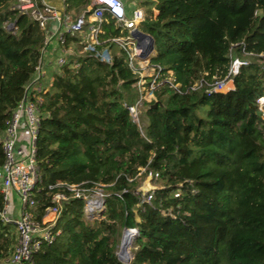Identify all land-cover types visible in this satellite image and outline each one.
I'll use <instances>...</instances> for the list:
<instances>
[{
  "label": "trees",
  "instance_id": "trees-1",
  "mask_svg": "<svg viewBox=\"0 0 264 264\" xmlns=\"http://www.w3.org/2000/svg\"><path fill=\"white\" fill-rule=\"evenodd\" d=\"M68 1L70 9L90 4ZM141 6V30L155 42L152 62L172 71L184 90L202 78L225 77L234 44H240L238 56L244 48L264 54V0H141ZM14 7L15 0H0V137L26 95L45 41L38 23ZM106 18L102 45L80 54L86 37H68L67 46L78 49L41 95L35 188L39 220L62 190L50 189L58 183L105 185V211L90 222L83 200L68 201L54 228L59 234L30 264H125L117 256L124 228L138 229V249L127 264H264V118L257 103L264 57H249L227 93L160 88L156 101L164 107L149 105L142 130L128 109L139 99L138 77L127 53L107 41L121 28ZM149 172L159 174L161 186L140 207L135 191ZM15 244V229L0 222V260Z\"/></svg>",
  "mask_w": 264,
  "mask_h": 264
},
{
  "label": "built area",
  "instance_id": "built-area-1",
  "mask_svg": "<svg viewBox=\"0 0 264 264\" xmlns=\"http://www.w3.org/2000/svg\"><path fill=\"white\" fill-rule=\"evenodd\" d=\"M62 2L67 4V0H62ZM14 8L37 22L45 33L42 54L50 41L54 38L57 39L64 51V54L55 62L58 70L68 66L70 64L69 57L75 53L67 46L68 37L85 35L86 41L81 43L85 47L83 51L79 52L82 54L88 49L104 43L100 40V35L104 34L102 25L107 22L106 16L108 15L114 20L116 25L121 28V35L107 41L116 43L127 53L129 68L138 77L134 87L139 93V99L135 105L129 106L128 109L133 120L142 130L141 118L143 112L150 105L146 103L148 93L154 97L156 91L165 86H169L180 95L201 90H206L207 94L227 93L235 90L233 79L239 74L242 67L250 63L249 57H264V54L254 55L247 52L245 48L243 49V56H238L235 54L234 48L240 44H234L230 49L231 64L225 77H215L212 81L202 78L184 90L172 71H165L161 65L152 62L155 52L147 55L149 39L140 38L139 40L135 37L134 33L137 30L140 31L139 27L146 19V14L141 8H135L131 14H128L124 0H92L89 9L81 15H74L67 11L61 13L51 6L48 0H15ZM50 23H55L56 27L51 29ZM13 27L14 25H11L10 29ZM75 66L79 67V63L75 62ZM261 71L264 74V63ZM43 78L41 57L31 82L26 86L25 97L7 120L6 129L0 137V144H2L4 152V162L0 166V192L4 201V206L0 209V222L4 225H11L17 233L16 244L8 264H30L33 255L42 248L43 244L54 241L59 234L54 232V228L64 205L71 199H80L85 202L87 221L92 222L101 219L105 211V199L107 197L105 185L96 184L91 188H86L82 185L58 183L50 186L51 190L57 188H62V190L51 196L50 207L47 208L46 215L39 220L35 214L39 205L35 188L40 181L36 141L43 119L41 110L43 98L41 95L48 89L43 85ZM146 92H148L147 95ZM257 103L258 110L264 118V94ZM147 178L150 181H158L159 174L149 172ZM181 187L182 184L175 191L174 196L176 198L182 195ZM155 190L156 187L147 191L138 188L135 191V194L142 199L140 207L152 203ZM14 195L18 198L20 205L18 217L12 216L11 204ZM51 216L53 218H50ZM122 235L123 240L119 251L117 250V256L119 259L123 258L130 263L133 258L131 252L128 253V258L124 257V242L125 239H128V244L133 246L138 235V229L124 228Z\"/></svg>",
  "mask_w": 264,
  "mask_h": 264
},
{
  "label": "crops",
  "instance_id": "crops-1",
  "mask_svg": "<svg viewBox=\"0 0 264 264\" xmlns=\"http://www.w3.org/2000/svg\"><path fill=\"white\" fill-rule=\"evenodd\" d=\"M90 4L85 7V5H80L76 6L74 8L70 9V3L67 0V4L65 5L62 0H48V3L55 7L58 11L61 13L64 12H70L73 13L74 15H81L84 12H86L89 9ZM128 14H131L132 10L135 8H141L144 11V8L141 6V0H124ZM85 7V9L83 8ZM145 12V11H144ZM155 16H158L159 12L157 10H154ZM51 29H54L56 27L55 23H50ZM140 31L142 28V24L140 25ZM85 36V35H84ZM72 50L73 47L72 45L69 46ZM64 54L63 48L60 47V44L58 43L57 39L54 38L50 41L48 47L46 48L45 52L42 54V71H43V85L44 87L49 88L51 86L53 76L54 74L58 71L57 67L55 66L56 60L61 57ZM104 57L109 59V53L104 52ZM148 124V123H147ZM12 216L13 217H18L20 215V205H19V200L18 198L14 195L12 199ZM17 236V233H15ZM9 258H6L4 260H0V264H8Z\"/></svg>",
  "mask_w": 264,
  "mask_h": 264
},
{
  "label": "rangeland",
  "instance_id": "rangeland-1",
  "mask_svg": "<svg viewBox=\"0 0 264 264\" xmlns=\"http://www.w3.org/2000/svg\"><path fill=\"white\" fill-rule=\"evenodd\" d=\"M85 9V7H83ZM73 47V50H77L78 48L75 46H72ZM148 92H146V95H147ZM147 104H153L155 103V101L157 100L156 99V94L154 95V97H151V94L148 93L147 95ZM206 110L205 108H202L200 111H199V114L202 115V116H205V113H206ZM144 113V112H143ZM148 123V118L147 116L144 114V117L141 118V124H142V128H144V126H146ZM161 186V182L160 181H150L149 178H145L144 181L142 182V184L140 185L139 188H142L143 191H147L149 189H151L152 187H160ZM50 218H53L52 216ZM16 233V231H15ZM123 234V232H122ZM122 240H123V235H121V238H120V242H119V247L121 246V243H122ZM119 247H118V251H119ZM14 249V248H13ZM138 247H136V245L134 244L133 246H131V249H130V252H131V255H132V258H133V254L135 251H137ZM13 252V250L7 254V257L6 258H10L11 257V253Z\"/></svg>",
  "mask_w": 264,
  "mask_h": 264
},
{
  "label": "water",
  "instance_id": "water-1",
  "mask_svg": "<svg viewBox=\"0 0 264 264\" xmlns=\"http://www.w3.org/2000/svg\"><path fill=\"white\" fill-rule=\"evenodd\" d=\"M134 35H135V37H136L137 39H139V40H140V38H147V39H149L150 44H149V48H148V51H147V55H148V54H152V53L155 52V42H154V38H153L151 35H149V34H145V33L141 32V31H139V30H137V31L134 33ZM159 105H160L161 107H164V105H163L160 101H155V103H153V104L150 106V108H151V109H156L157 107H159ZM119 260L122 261V262H125V263H129V261H125L123 258H120Z\"/></svg>",
  "mask_w": 264,
  "mask_h": 264
},
{
  "label": "bare ground",
  "instance_id": "bare-ground-1",
  "mask_svg": "<svg viewBox=\"0 0 264 264\" xmlns=\"http://www.w3.org/2000/svg\"><path fill=\"white\" fill-rule=\"evenodd\" d=\"M123 248H124V253H125L124 254V257L125 258L126 257L128 258V256H129L128 253L130 252V249H131V245L128 244V239L127 240L125 239L124 247Z\"/></svg>",
  "mask_w": 264,
  "mask_h": 264
}]
</instances>
